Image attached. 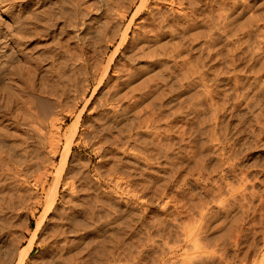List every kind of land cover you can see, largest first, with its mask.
<instances>
[{
    "label": "rangeland",
    "instance_id": "obj_1",
    "mask_svg": "<svg viewBox=\"0 0 264 264\" xmlns=\"http://www.w3.org/2000/svg\"><path fill=\"white\" fill-rule=\"evenodd\" d=\"M2 1L0 264L35 228L21 264H264V0ZM170 6L189 21L168 27Z\"/></svg>",
    "mask_w": 264,
    "mask_h": 264
},
{
    "label": "bare ground",
    "instance_id": "obj_2",
    "mask_svg": "<svg viewBox=\"0 0 264 264\" xmlns=\"http://www.w3.org/2000/svg\"><path fill=\"white\" fill-rule=\"evenodd\" d=\"M61 2L60 3H62L63 5H66V2H65V0H60ZM178 1V0H177ZM182 1V0H181ZM3 1L2 0H0V10L2 11V12H5V8H4V6H5V4H4V6H2L1 5V3H2ZM51 3V1H48V3ZM120 2V1H119ZM142 2V1H141ZM143 2H144V0H143ZM173 2V1H172ZM7 3V2H6ZM38 3V2H37ZM49 3V4H50ZM169 3V2H168ZM30 4V3H29ZM49 4H47L48 6H49ZM53 2L51 3V5L53 6ZM56 4V3H55ZM57 4H58V2H57ZM108 4V3H107ZM110 4V3H109ZM129 4V3H128ZM127 4V5H128ZM141 4V3H140ZM241 4V3H240ZM12 5V4H11ZM46 5V6H47ZM62 5V6H63ZM139 5V4H138ZM137 5V6H138ZM144 5V4H143ZM47 6V7H48ZM58 6V5H57ZM72 6V5H71ZM106 6V5H105ZM113 6V5H112ZM126 6V5H125ZM155 6H158V5H155ZM160 6V5H159ZM163 6V5H162ZM178 6H180V5H178ZM246 6V5H245ZM28 7V6H27ZM51 7V6H50ZM59 7V6H58ZM115 7V6H114ZM142 7V6H141ZM171 7V6H170ZM53 8H54V6H53ZM56 8V7H55ZM65 8V7H64ZM64 8H60L61 10H60V12L59 13H56L58 16H59V14L63 17V18H65V9ZM139 8H140V6H138V10H139ZM153 8V7H152ZM156 8V7H155ZM11 9V8H10ZM17 8H15V10H16ZM49 9V11L48 12H50V9L52 10V8H47V10ZM64 9V10H63ZM72 9V8H71ZM107 9V8H106ZM164 9V8H163ZM176 10H177V8H175ZM174 8H170V9H168L169 11H167L166 12V14L164 13V14H162L163 16L165 15V17H163V19H162V21L163 22H166L167 23V26L169 25H172V26H176V25H181L182 23H187L188 21H189V19L187 18L188 17V15H187V13H185V12H183L182 10V12L180 11V10H178V11H176ZM179 9V8H178ZM7 10V9H6ZM18 10V13L17 12H15L16 13V16H17V18L19 19L20 18V20H22L24 23V25H25V22H27V20L29 19V16L31 17V15H32V19H36V21L37 20H39L40 21V23H41V18H42V16H44V14H43V12H42V14H41V11L39 12L38 10L39 9H34V10H32V11H25L24 10V12L22 11V10H20V9H17ZM40 10H42V11H45V10H43V9H40ZM58 10V9H57ZM73 10V9H72ZM72 10H71V12H72ZM75 10V9H74ZM136 10H137V8H136ZM153 10H155V9H153ZM159 10V9H158ZM221 10H223V9H221ZM240 10V9H239ZM23 13H22V12ZM110 11H111V9H110ZM116 11H118V10H116ZM160 11V10H159ZM164 11V10H163ZM213 11V10H212ZM216 11V10H215ZM242 11V10H241ZM47 12V13H48ZM53 12V11H52ZM57 12V11H56ZM80 12H81V10H80ZM152 13H151V17H153L154 18V16L156 15V13H155V11L153 12V11H151ZM211 12V11H210ZM46 13V14H47ZM84 13V12H83ZM87 13V12H86ZM135 13V12H134ZM219 13V12H218ZM226 13V12H225ZM31 14V15H30ZM45 14V15H46ZM67 14V13H66ZM81 14V13H80ZM210 14H212V13H210ZM220 14V13H219ZM224 14V13H223ZM68 15H70V14H68ZM72 15H73V13H72ZM82 15V14H81ZM83 15H86L85 13L83 14ZM124 15V14H123ZM148 15V16H149ZM160 15V14H159ZM158 15V16H159ZM93 16V15H92ZM117 16V15H116ZM157 16V15H156ZM190 16V15H189ZM210 16V15H209ZM49 17V16H48ZM57 17V16H56ZM60 17V16H59ZM73 17V16H72ZM91 17V16H90ZM115 17V16H114ZM150 17V18H151ZM162 17V16H161ZM212 17V16H211ZM68 18V17H67ZM80 18H82V17H80ZM215 18V17H214ZM234 18V17H233ZM31 19V20H32ZM34 19V20H35ZM60 19V18H59ZM79 19V18H78ZM116 19V18H115ZM192 19V18H191ZM30 20V21H31ZM56 20V19H55ZM82 20H83V18H82ZM156 20H159V19H156ZM236 20V19H235ZM17 21V20H16ZM19 21V20H18ZM38 21V22H39ZM44 21V20H43ZM42 21V22H43ZM50 21V20H49ZM57 21V20H56ZM68 21H69V19H68ZM73 21H76V20H74L73 19ZM73 21H71L72 22V24H71V26L72 27H74V28H79V27H82V26H80V24L79 23H77V22H73ZM159 21H161V20H159ZM219 21V20H218ZM257 21V20H256ZM37 22V23H38ZM54 22V21H53ZM80 22V21H79ZM83 22H84V20H83ZM97 22V21H96ZM20 23V22H19ZM22 23V22H21ZM45 24H46V22H44ZM43 23V24H44ZM159 23H162V22H159ZM165 23V24H166ZM222 23V22H221ZM30 24V23H29ZM28 24V25H29ZM42 24V23H41ZM50 24V23H49ZM54 24V23H53ZM70 24V23H69ZM85 24V23H84ZM83 24V25H84ZM106 24V23H105ZM107 24H109V22L107 23ZM118 24V23H117ZM162 24H164V23H162ZM46 25H48V24H46ZM45 25V26H46ZM87 25V24H86ZM186 25V24H185ZM187 25H189V24H187ZM191 25V24H190ZM216 25V24H215ZM49 26V25H48ZM59 26V25H58ZM68 26V25H67ZM113 26H114V24H113ZM116 26V25H115ZM156 26V25H155ZM168 26V27H169ZM230 26V25H229ZM251 26V25H250ZM85 27H87V26H85ZM94 27H95V25H94ZM144 27V26H143ZM148 27V26H147ZM184 27V26H183ZM186 27V26H185ZM188 27V26H187ZM223 27H225V26H223ZM98 28V27H97ZM100 28H102V27H100ZM153 28V27H152ZM157 28V27H156ZM155 28V29H156ZM166 28V27H165ZM176 28V27H175ZM12 29V28H11ZM19 29V28H18ZM26 29H27V27H26ZM85 29V28H84ZM87 29V28H86ZM89 29V28H88ZM99 29V28H98ZM112 29V28H111ZM172 29V28H171ZM236 29V28H235ZM260 29V28H259ZM30 30V29H29ZM72 30V29H71ZM95 30V29H94ZM93 30V31H94ZM144 30V29H143ZM148 30H150V29H148ZM153 30V29H152ZM158 30V29H157ZM178 30V29H177ZM199 30V29H198ZM222 30V29H221ZM227 30V29H226ZM230 30V29H229ZM234 30V29H233ZM64 31V30H63ZM102 31H104V30H102ZM101 31V32H102ZM151 31V30H150ZM172 31H174L173 29H172ZM172 31H170V33H172ZM180 31V30H179ZM200 31V30H199ZM198 31V32H199ZM232 31V30H231ZM123 32V31H122ZM134 32V31H133ZM147 32V31H146ZM154 32V31H153ZM180 32H182V31H180ZM226 32V31H225ZM28 32H26L25 34H27ZM41 33V32H40ZM71 33V32H70ZM99 33V32H98ZM104 33V32H103ZM102 33V34H103ZM150 33V32H149ZM174 33V32H173ZM219 33V32H218ZM218 33H216V34H218ZM261 33V32H260ZM96 34V33H95ZM107 34V33H106ZM142 34V33H141ZM158 34V33H157ZM165 34V33H164ZM175 34V33H174ZM211 34V33H210ZM240 34V33H239ZM30 35V34H29ZM137 35H138V33H137ZM177 35V34H176ZM183 35V34H182ZM185 35V34H184ZM183 35V36H184ZM228 35V34H227ZM256 35V34H255ZM27 36V35H26ZM25 36V37H26ZM32 36V35H31ZM100 36V35H99ZM112 36V35H111ZM159 36V35H158ZM188 36H189V34H188ZM197 36H198V34H197ZM246 36V35H245ZM71 37H72V35H71ZM76 37H78V36H76ZM106 37V36H105ZM108 37H110V36H108ZM133 37V36H132ZM149 37V36H148ZM179 37H180V35H179ZM210 37V36H209ZM261 37V36H260ZM31 38V37H30ZM89 38V37H88ZM187 38V37H186ZM192 38V37H191ZM237 38V37H236ZM28 39V38H27ZM75 39V38H74ZM77 39H79V38H77ZM90 39V38H89ZM113 39V38H112ZM123 39V38H122ZM125 39V38H124ZM136 39V38H135ZM148 39V38H147ZM160 39V38H159ZM178 39H180V38H178ZM177 39V40H178ZM222 39V38H221ZM234 39V38H233ZM246 39V38H245ZM51 40V39H50ZM81 40V39H80ZM121 40V39H120ZM140 40V39H139ZM151 40V39H150ZM257 40H258V37H257ZM84 41V40H83ZM98 41V40H97ZM109 41V40H108ZM129 41V40H128ZM136 41V40H135ZM186 41V40H185ZM192 41V40H191ZM218 41V40H217ZM246 41V40H245ZM121 42H122V40H121ZM134 42V41H133ZM158 42V41H157ZM179 42V41H178ZM181 42V41H180ZM193 42H194V40H193ZM207 42V41H206ZM232 42V41H231ZM242 42V41H241ZM118 43V42H117ZM127 43V42H126ZM144 43V42H143ZM159 43V42H158ZM163 43V42H162ZM170 43V42H169ZM192 43V42H191ZM204 43V42H203ZM210 43V42H209ZM226 43V42H225ZM240 43V42H239ZM102 44V43H101ZM122 44V43H121ZM147 44H149V43H146V46H147ZM154 44V43H153ZM172 44V43H171ZM184 44V43H183ZM187 44V43H186ZM221 44V43H220ZM4 45V44H3ZM119 45V44H118ZM139 45H141V44H139ZM143 45V44H142ZM181 45V44H180ZM257 45V44H256ZM255 45V46H256ZM48 46V45H47ZM138 46V45H137ZM144 46V45H143ZM162 46H163V44H162ZM166 46V45H165ZM176 46H178L177 44H176ZM247 46V45H246ZM249 46V45H248ZM89 47V46H88ZM135 47V46H134ZM145 47V46H144ZM164 47V46H163ZM172 47H173V45H172ZM258 47V46H257ZM262 47H264V46H262ZM39 48V47H38ZM54 48V47H53ZM173 48H175V47H173ZM224 48V47H223ZM244 48V47H243ZM3 49V48H2ZM115 49H116V47H115ZM138 49V48H137ZM140 49V48H139ZM154 49V48H153ZM178 49V48H177ZM207 49V48H206ZM205 49V50H206ZM248 49V48H247ZM257 49V48H256ZM33 50V49H32ZM141 50V49H140ZM150 50V49H149ZM168 50V49H167ZM178 50H180V49H178ZM255 50V49H254ZM60 51V50H59ZM47 52V51H46ZM136 52V51H135ZM150 52V51H149ZM167 52V51H166ZM43 53V52H42ZM113 53V52H112ZM131 53H133V52H131ZM10 54V53H9ZM41 54V53H40ZM134 54V53H133ZM145 54H146V52H145ZM148 54V53H147ZM157 54V53H156ZM162 54V53H161ZM169 54V53H168ZM12 55V54H11ZM45 55V54H44ZM62 55V54H61ZM112 55V54H111ZM123 55V54H122ZM129 55H130V53H129ZM255 55V54H254ZM10 56V55H9ZM41 56H43V54H41ZM180 56V55H179ZM216 56H217V53H216ZM219 56V55H218ZM233 56V55H232ZM231 56V57H232ZM47 57V56H46ZM50 57H51V55H50ZM49 57V58H50ZM112 57V56H111ZM149 57V56H148ZM152 57V56H151ZM175 57V56H174ZM196 57V56H195ZM220 57V56H219ZM14 58V57H13ZM58 58V57H57ZM216 58V57H215ZM218 58V57H217ZM230 58V57H229ZM8 59V58H7ZM48 59V58H47ZM194 59H196V58H194ZM255 59V58H254ZM14 60V59H13ZM158 60V59H157ZM156 60V61H157ZM236 60V59H235ZM46 61V60H45ZM153 61V60H152ZM165 61V60H164ZM188 61V60H187ZM190 61V60H189ZM199 61V60H198ZM40 62V61H39ZM171 62V61H170ZM207 62V61H206ZM21 63V62H20ZM124 63V62H123ZM190 63V62H189ZM232 63V62H231ZM28 65V64H27ZM149 65V64H148ZM167 65V64H166ZM194 65V64H193ZM61 66V65H60ZM68 66V65H67ZM163 66V65H162ZM37 67V66H36ZM66 67V66H65ZM191 67H192V65H191ZM194 67V66H193ZM206 67V66H205ZM232 67V66H231ZM13 68V67H12ZM48 68V67H47ZM61 68V67H60ZM70 68H71V66H70ZM26 69V68H25ZM188 69V68H187ZM195 69V68H194ZM69 70V69H68ZM67 70V71H68ZM106 70V69H105ZM117 70V69H116ZM3 71V70H2ZM197 71H198V69H197ZM201 71V70H200ZM9 72V71H8ZM117 72V71H116ZM21 73V72H20ZM23 73V72H22ZM143 73V72H142ZM189 73V72H188ZM195 73V72H194ZM18 74V73H17ZM27 74V73H26ZM36 74V73H35ZM50 74V73H49ZM61 74V73H60ZM66 74V73H65ZM117 74V73H116ZM28 75V74H27ZM18 76V75H17ZM33 76V75H32ZM47 76V75H46ZM74 76V75H73ZM141 76V75H140ZM210 76V75H209ZM1 77V76H0ZM19 77V76H18ZM57 77V76H56ZM190 77V76H189ZM238 77V76H237ZM2 78V77H1ZM80 78V77H79ZM107 78V77H106ZM115 78V77H114ZM118 77H117V75H116V79H117ZM126 78V77H125ZM166 78V77H165ZM66 79V78H65ZM75 79V78H74ZM124 79V78H123ZM129 79V78H128ZM148 79H149V77H148ZM211 79V78H210ZM38 80V79H37ZM86 80V79H85ZM143 80V79H142ZM162 80V79H161ZM170 80V79H169ZM44 81V80H43ZM60 81V80H59ZM117 81V80H116ZM55 82H56V80H55ZM62 82V81H61ZM121 82V81H120ZM140 82V81H139ZM146 82V81H145ZM193 82V81H192ZM235 82V81H234ZM1 83V82H0ZM3 83V82H2ZM33 83V82H32ZM43 83V82H42ZM160 83V82H159ZM199 83V82H198ZM197 83V84H198ZM237 83V82H236ZM255 84V83H254ZM253 84V85H254ZM38 85V84H37ZM120 85V84H119ZM23 86V85H22ZM30 86V85H29ZM65 86V85H64ZM145 86V85H144ZM43 87V86H42ZM56 87H58V86H56ZM60 87V86H59ZM63 87V86H62ZM82 87V86H81ZM108 87V86H107ZM119 87V86H118ZM117 87V88H118ZM8 88V87H7ZM28 88V87H27ZM44 88V87H43ZM51 88H53V86L51 87ZM51 88H48V89H51ZM116 88V89H117ZM130 88H131V86H130ZM134 88V87H133ZM138 88V87H137ZM140 88V87H139ZM20 89V88H19ZM36 89V88H35ZM115 89V88H114ZM127 89V88H126ZM5 90V89H4ZM17 90V89H16ZM40 90V89H39ZM63 90V89H62ZM107 90H109V89H107ZM106 90V91H107ZM113 90V89H112ZM128 90V89H127ZM163 90V89H162ZM161 90V91H162ZM6 91H8V89L6 90ZM111 91V90H110ZM60 92V91H59ZM127 92V91H126ZM135 92V91H134ZM55 93V92H54ZM80 93V92H79ZM123 93H125V92H123ZM244 93V92H243ZM108 94H109V92H108ZM107 94V95H108ZM126 94V93H125ZM132 94V93H131ZM30 95H32V94H30ZM113 95H114V93H113ZM112 94H111V97H110V99H114L115 97L113 96ZM117 95H118V93H117ZM120 95V94H119ZM127 95V94H126ZM142 95V94H141ZM13 96V95H12ZM18 96V95H17ZM121 96V95H120ZM122 96H123V94H122ZM122 96H121V98H122ZM134 96V95H133ZM256 96V95H255ZM14 97H16V96H14ZM19 97V96H18ZM102 97V96H101ZM107 97H109V96H107ZM125 97V96H124ZM100 98V97H99ZM103 98V97H102ZM120 98V97H119ZM120 98V99H121ZM126 98H128V95H127V97ZM48 99V98H47ZM106 99V98H105ZM109 99V98H108ZM125 99V98H124ZM253 99H254V97H253ZM256 99V98H255ZM19 100H20V98H19ZM32 100V99H31ZM111 100V101H112ZM36 101V100H35ZM54 101V100H53ZM77 101V100H76ZM107 101V100H106ZM120 101V100H119ZM128 101V100H127ZM137 101V100H136ZM98 102V101H97ZM96 102V103H97ZM102 102V101H101ZM103 102H104V100H103ZM116 102H118L117 101V99H116ZM115 102V103H116ZM30 103V102H29ZM112 103V102H111ZM114 103V102H113ZM112 103V104H113ZM119 103V102H118ZM122 103V102H121ZM99 104V103H98ZM105 104V103H104ZM56 105V104H55ZM66 105V104H65ZM94 105V104H93ZM100 105H102V103L100 104ZM114 105V104H113ZM48 106V105H47ZM51 106V105H50ZM95 106V105H94ZM93 106V107H94ZM99 106V105H98ZM107 106V105H106ZM134 106V105H133ZM31 107V106H30ZM49 107V106H48ZM58 107V106H57ZM61 107H63V106H61ZM104 107V106H103ZM124 107V106H123ZM71 108V107H70ZM74 108V107H73ZM120 109H121V107H119ZM119 108L117 109V104H116V106L114 105V106H112L111 108H109V109H111V115H112V117H114V118H116V117H118V116H120L121 115V113L123 112V110H122V112H119L120 110H119ZM132 108V107H131ZM37 109V108H36ZM106 109V108H105ZM136 109V108H135ZM134 109V110H135ZM139 110V109H138ZM142 110V109H141ZM50 111V110H49ZM72 111V110H71ZM125 111V110H124ZM140 111V110H139ZM40 112V111H39ZM109 112V113H110ZM129 112V111H128ZM130 113V112H129ZM132 113V112H131ZM124 113H122V115H123ZM51 115V114H50ZM97 115V114H96ZM135 115V114H134ZM136 115H137V113H136ZM141 115V114H140ZM54 116V115H53ZM144 116V115H143ZM150 116V115H149ZM139 117V116H138ZM137 117V118H138ZM101 118V117H100ZM122 118V117H121ZM124 118V117H123ZM123 118H122V120H123ZM147 118V117H146ZM56 119V118H55ZM105 119H108V118H105ZM125 119H127V118H125ZM35 120V119H34ZM58 120V119H57ZM112 120H114L113 118H112ZM111 120V121H112ZM121 120V119H120ZM143 120V119H142ZM29 121V120H28ZM108 121V120H107ZM110 121V122H111ZM119 120L117 119V122H118ZM132 121V120H131ZM139 121V120H138ZM144 121V120H143ZM142 121V122H143ZM41 122H43V121H41ZM40 122V123H41ZM74 122V121H73ZM114 122H115V120H114ZM127 122V121H126ZM130 122V121H129ZM140 122V121H139ZM75 123V124H74ZM74 123H71V130L69 131L70 132V135H69V133L68 134H66V135H68L69 136V138H70V136H71V138H72V136L74 135V129H75V127H76V125H77V120H75V122ZM72 124H74V125H72ZM147 124H148V122H147ZM32 125V124H31ZM107 125V124H106ZM122 125V124H121ZM120 125V126H121ZM124 125H126V124H124ZM129 125V124H128ZM139 125V124H138ZM137 125V126H138ZM52 126V125H51ZM70 126V125H69ZM69 126H68V128H69ZM105 126V125H104ZM112 126V125H111ZM117 126V125H116ZM115 126V127H116ZM130 126V125H129ZM144 126V125H143ZM7 127V126H6ZM108 127V126H107ZM125 127V126H124ZM1 128V127H0ZM112 128V127H111ZM147 128V127H146ZM5 129V128H4ZM114 129V128H113ZM124 129V128H123ZM31 130H34V129H31ZM46 130V129H45ZM13 131V130H12ZM108 131V130H107ZM127 131V130H126ZM31 132V131H30ZM56 132V131H55ZM44 133V132H43ZM50 133V132H49ZM1 134V133H0ZM10 134V133H9ZM17 134V133H16ZM58 134V133H57ZM129 134V133H128ZM17 136V135H16ZM75 136V135H74ZM80 136V135H79ZM5 138V137H4ZM68 138V137H67ZM66 138V145L62 148L63 149V151H62V154H61V157L63 158V160L65 161V159H66V157L68 156V153H69V151H70V149H71V147H70V142L71 141H68V140H71V138L70 139H67ZM74 138V137H73ZM133 138V137H132ZM48 140V139H47ZM53 142V141H52ZM68 142V143H67ZM77 142V141H76ZM6 143V142H5ZM48 143V142H47ZM49 144V143H48ZM92 144V143H91ZM20 145V144H19ZM51 145V144H50ZM5 146V145H4ZM10 146V145H9ZM13 146V145H12ZM124 146V145H123ZM14 148L16 147V146H13ZM24 147V146H23ZM106 147V146H105ZM7 148V147H6ZM19 148V147H18ZM49 148H50V146H49ZM12 149V148H11ZM10 149V150H11ZM21 150H22V148H20ZM56 149V148H55ZM58 149V148H57ZM2 150V149H1ZM7 150V149H6ZM15 150V149H14ZM12 151V150H11ZM20 151V150H19ZM15 152V151H14ZM38 152V151H37ZM42 152V151H41ZM8 153V152H7ZM18 153V152H17ZM17 153H16V155H17ZM24 153V152H23ZM51 153V152H50ZM26 154V153H25ZM38 154V153H37ZM20 155V154H19ZM10 156V155H9ZM18 156V155H17ZM121 156V155H120ZM28 157V156H27ZM26 157V158H27ZM17 158V157H16ZM15 158V159H16ZM40 158V157H39ZM61 158V159H62ZM18 159V158H17ZM20 159V158H19ZM25 159V158H24ZM43 159V158H42ZM60 159V160H61ZM142 159V158H141ZM27 160V159H26ZM25 160V161H26ZM29 160V159H28ZM51 160V159H50ZM15 161V160H14ZM23 161V160H22ZM24 161V162H25ZM136 161V160H135ZM87 163V162H86ZM7 164V163H6ZM16 164V163H15ZM59 164V163H58ZM46 167V166H45ZM47 168V167H46ZM57 168V167H56ZM38 170H39V168H37ZM43 169V168H42ZM45 169V168H44ZM43 169V170H44ZM13 172V171H12ZM43 172V171H42ZM48 172V171H47ZM50 172V171H49ZM22 173V172H21ZM54 174V173H53ZM3 175V174H2ZM19 175V174H18ZM40 175H41V173H40ZM34 176V175H33ZM72 176H73V174H72ZM70 178V177H69ZM56 179V178H55ZM55 179H53V180H55ZM71 179V178H70ZM30 180V179H29ZM46 180V179H45ZM44 180V181H45ZM66 180H68V179H65V185H64V181H63V185L64 186H68L66 183H67V181ZM32 181V180H31ZM71 181V180H70ZM53 182V185H51V187H50V190H49V194L47 193V198H46V210L45 211H48V210H50V209H52V208H54V206H55V204H56V202H57V199H58V196H59V190H60V185H59V180H55V181H52ZM52 182H51V184H52ZM41 183H43V182H41ZM69 183V182H68ZM117 183V182H116ZM12 185V184H11ZM34 185V184H33ZM43 185V184H42ZM120 185V184H119ZM69 187V186H68ZM68 187H66V188H68ZM72 187V186H71ZM66 191H67V189H66ZM73 194V193H72ZM31 195V194H30ZM73 196V195H72ZM14 197V196H13ZM9 198V197H8ZM14 199V198H13ZM32 199V198H31ZM23 200V199H22ZM4 201V200H3ZM36 201H37V199H36ZM65 202H68V201H64L63 200V203H65ZM121 202V201H120ZM11 203V202H10ZM126 203V202H125ZM8 204V203H7ZM19 204V203H18ZM17 204V205H18ZM61 204V203H60ZM68 204H69V202H68ZM70 204H72V206L73 207H67L68 209H67V211H64V212H66V214H65V219H64V222H66L68 225L71 223V222H74V221H72V218H74L73 216L75 215L74 213H73V211L75 212L76 210V208H74V206L76 205L75 203H70ZM73 204H75V205H73ZM79 204V203H78ZM5 205V204H4ZM62 205V204H61ZM65 206H66V204H64ZM85 205V204H84ZM21 206V205H20ZM69 206V205H68ZM13 207V206H12ZM88 207V206H87ZM11 208V207H10ZM44 208V207H43ZM42 208V210H44ZM55 208H57V207H55ZM61 208V207H60ZM65 209H66V207H65ZM61 210V209H60ZM58 212V211H57ZM10 213V212H9ZM46 213V212H45ZM89 214V213H88ZM115 214V213H114ZM117 214V213H116ZM17 215V214H16ZM76 216V215H75ZM109 219V218H108ZM117 219V218H116ZM12 220V219H11ZM14 220V219H13ZM74 220V219H73ZM107 220V219H106ZM10 221V220H9ZM63 221V220H62ZM91 221V220H90ZM61 222V221H60ZM41 223V222H40ZM39 223V221H38V224L37 225H39L40 224ZM62 223V222H61ZM82 223V222H81ZM4 224V223H3ZM8 224V223H7ZM84 225V224H83ZM7 226V225H6ZM25 226V225H24ZM40 226V225H39ZM73 226V225H72ZM26 227V226H25ZM38 227V226H37ZM69 227V226H68ZM55 228V227H54ZM73 228H74V226H73ZM97 228V227H96ZM39 229V228H38ZM2 229H0V231H1ZM36 230H37V228H35V229H31V236L27 239V241H26V243L19 249V250H16V249H14V257H17L18 259L16 260V262H18V263H16V264H21L22 262H24L27 258H29V256H30V254L32 253V251H33V249H34V247L35 246H42L43 245V243L42 242H44V241H40V240H38V238H36L35 237V234H36ZM73 231H76V230H74L73 229ZM8 233V232H7ZM69 233V234H68ZM14 235V234H13ZM69 235H71V233L69 232V231H67V233H66V231H65V233L62 235L63 237V240L65 241L64 242V246H65V249H67V252H69L68 250L70 249V248H73V247H71L73 244H74V240H72V238H70L72 241H73V244H71L70 242H72L70 239H69ZM58 236V235H57ZM19 238V237H18ZM70 240L69 242L67 241L68 239ZM90 238V237H89ZM5 239V238H4ZM90 240V239H89ZM59 241H60V239H59ZM11 242V241H10ZM13 242V241H12ZM55 244V243H54ZM62 244H63V241H62ZM75 245V244H74ZM18 246V245H17ZM50 246V245H49ZM64 246H61V247H63L64 248ZM46 247V246H45ZM44 247V248H45ZM51 248V247H50ZM49 248V249H50ZM12 249V248H11ZM43 249V248H42ZM62 250H64V249H62ZM78 252V251H77ZM13 253V252H12ZM67 256V255H66ZM65 257V256H64ZM4 258V257H3ZM71 259V258H70Z\"/></svg>",
    "mask_w": 264,
    "mask_h": 264
}]
</instances>
